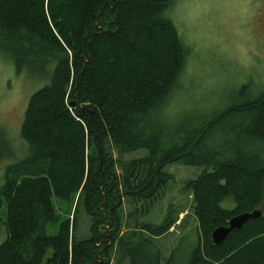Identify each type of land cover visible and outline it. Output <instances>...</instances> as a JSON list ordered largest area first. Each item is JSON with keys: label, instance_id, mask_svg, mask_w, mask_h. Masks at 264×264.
Masks as SVG:
<instances>
[{"label": "trees", "instance_id": "trees-1", "mask_svg": "<svg viewBox=\"0 0 264 264\" xmlns=\"http://www.w3.org/2000/svg\"><path fill=\"white\" fill-rule=\"evenodd\" d=\"M174 1L0 0V56L40 81L20 132L29 155L0 189V209L11 200L0 264H264V92L249 98L244 86L222 110L183 121L169 111L192 56ZM177 162L204 172L184 190L197 225L166 255L159 240L177 220L170 209L159 224L144 218ZM22 167L34 174L12 179ZM55 199L76 202L73 221L46 235ZM79 206L90 238L77 236ZM255 210L261 218L213 245L215 229Z\"/></svg>", "mask_w": 264, "mask_h": 264}, {"label": "rangeland", "instance_id": "rangeland-1", "mask_svg": "<svg viewBox=\"0 0 264 264\" xmlns=\"http://www.w3.org/2000/svg\"><path fill=\"white\" fill-rule=\"evenodd\" d=\"M169 16L180 37L192 48L181 91L173 96L169 106L174 116L181 120L185 113L194 114L197 111L208 115L220 111L244 86H247L249 98L264 92V0H175ZM38 82L27 74L18 75L13 64L0 56V189L6 184L8 168L17 166L14 164L29 155L27 148L22 150L27 143L20 132L28 102L40 87ZM177 96L178 99H174ZM145 155L142 150L128 157L132 159ZM165 171L171 176L166 195L144 220L159 224L170 209L180 228L171 229L159 240L160 247L168 255L188 228L197 225L193 215V198L184 190L190 181L203 174L204 168L177 162L166 166ZM32 172L33 169L22 167L14 172L11 170V177L21 182L25 177H31ZM129 200L123 198V218L132 209ZM10 201H3L0 209V245L6 240L3 222L7 219ZM53 202L55 216L46 222V235L57 234L62 222L73 221L76 202L57 199ZM233 204L223 206L232 208ZM77 213L78 238H90L92 219L85 214L82 206Z\"/></svg>", "mask_w": 264, "mask_h": 264}, {"label": "water", "instance_id": "water-1", "mask_svg": "<svg viewBox=\"0 0 264 264\" xmlns=\"http://www.w3.org/2000/svg\"><path fill=\"white\" fill-rule=\"evenodd\" d=\"M262 215V210H255L253 212H245L233 217L229 221L228 226L219 227L212 232L211 241L213 245L221 246L234 230H240L248 221L259 219Z\"/></svg>", "mask_w": 264, "mask_h": 264}]
</instances>
